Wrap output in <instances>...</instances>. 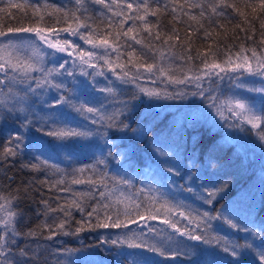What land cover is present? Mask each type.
Instances as JSON below:
<instances>
[{
  "label": "trees",
  "instance_id": "trees-1",
  "mask_svg": "<svg viewBox=\"0 0 264 264\" xmlns=\"http://www.w3.org/2000/svg\"><path fill=\"white\" fill-rule=\"evenodd\" d=\"M260 3L0 0V31L7 34L0 42L14 37L30 46V55L35 45L44 53L0 59V221L15 214L9 228L0 223L7 241L0 264H264V99L258 98L262 119L253 127L243 118L212 116L209 97L221 73L243 70L234 65L245 56L250 65L264 57ZM28 27L107 37L112 46H100L105 54L90 61L104 85L67 68L68 84L53 87L62 56L36 33H8ZM28 64L33 68L22 71ZM60 96L68 103L57 105ZM70 129L91 135H48ZM6 148L16 155L4 156ZM31 164L39 168L25 167ZM117 219L120 228L96 227ZM142 242L164 254L129 246Z\"/></svg>",
  "mask_w": 264,
  "mask_h": 264
},
{
  "label": "rangeland",
  "instance_id": "rangeland-1",
  "mask_svg": "<svg viewBox=\"0 0 264 264\" xmlns=\"http://www.w3.org/2000/svg\"><path fill=\"white\" fill-rule=\"evenodd\" d=\"M46 36L47 40L51 43H57L62 45L65 48V51L61 52L58 51L56 48H52L49 46V43H46L44 40H41L39 36H37L40 41L44 42L48 48L55 51L57 54L62 56L59 60L56 61L55 72L56 74L53 77L55 84L62 85L61 88H64L70 79V76L67 72L73 71L74 73H80L83 76H86L88 73L91 74L89 81L96 86L102 87L104 82L101 79V74L96 77L97 70L92 69V66H97L98 64L95 61L90 62L93 58H95V54L101 53L100 55L105 54V50L100 46L94 47L91 44H88L84 39L75 38L73 35L69 34L67 31L61 32H49L44 31L42 33ZM34 37H28L29 40ZM20 38V37H19ZM27 38V39H28ZM66 41L63 39H66ZM16 38L11 37L6 43L0 42V45L7 46L9 41H11L16 47H7V48H0V59L7 60L17 58V55H25L29 60H36L41 58L44 53L41 52L38 46L35 45V50L32 48V55L29 54L30 46L28 44H21V42L15 41ZM32 42V40H30ZM109 50V49H108ZM107 50V51H108ZM113 49H110L109 52H112ZM92 52L94 55L92 57H88L86 53ZM83 55V60L81 59V55ZM259 58L264 59L263 56H259ZM25 60V59H24ZM87 61V62H84ZM63 65V67H61ZM257 62L252 64L251 67L253 69L256 68ZM67 68L71 71H67ZM96 68V67H95ZM243 70L239 72H235L233 70H227L221 73L222 78H217L212 94L207 93L206 95L210 94V108L212 112V116H217L218 113L222 115L223 119L226 118L230 122L233 119L240 120L243 118L240 115V111L236 108V102L240 101L245 104L246 109L249 111H245V115L247 116H256L259 117V99H264V92L256 91L257 89L264 88V75L260 74H251L246 69L241 68ZM103 72V71H102ZM4 73V68L0 69V74ZM1 76V75H0ZM109 79V77H108ZM110 80V79H109ZM219 81H225L221 84ZM204 94V93H203ZM219 106V108H218ZM241 121V120H240ZM247 122V121H246ZM228 124V123H227ZM226 125V124H225ZM229 126V125H228ZM230 127L233 128V124H230ZM235 132V131H233ZM173 164L171 162H164L163 166L166 169H170ZM183 173V172H182ZM180 173V174H182ZM258 197V196H257ZM185 218V215H182ZM179 218L180 217L179 215ZM187 223L192 224V227L198 228L199 224H195L194 219L188 218L185 220ZM191 227V228H192Z\"/></svg>",
  "mask_w": 264,
  "mask_h": 264
},
{
  "label": "snow or ice",
  "instance_id": "snow-or-ice-1",
  "mask_svg": "<svg viewBox=\"0 0 264 264\" xmlns=\"http://www.w3.org/2000/svg\"><path fill=\"white\" fill-rule=\"evenodd\" d=\"M98 3H104V0H97ZM10 6H15V5H10ZM133 7L132 4H128V8L131 9ZM260 7L261 9H264V0H261V3H260ZM0 11H3V9H0ZM213 11L215 12L216 9L215 7H213ZM253 11H255V9H253ZM145 12L147 13V8L145 7ZM157 13L156 12H153L152 15H156ZM201 15H203V13H201ZM240 15L241 16H244L245 14L243 12H240ZM127 19H132V17H127ZM137 19H140V20H144L145 17L144 16H138ZM193 20L196 19L195 16L192 17ZM121 24H123V21H121ZM202 27V25H201ZM261 27L264 28V21L261 22ZM71 30L70 28H66V29H63V31H69ZM44 31H53L51 29H48V30H45V29H40V28H37V27H28V28H16V29H8V33H20V32H24V33H36L37 36H39V38L41 40H44L46 43H49V46L52 47V48H56L58 51H65V48L60 45V44H57V43H51L47 40L46 36L43 35L42 33ZM175 31V29H174ZM132 32V29L129 28L127 32L124 33L125 36L128 35V33ZM73 34H76L75 31H73ZM6 33L4 31H0V37H6ZM205 35H208V33L206 32ZM117 36V39H119V33L116 34ZM83 39H86V42L88 44H91L93 45L94 47L96 46H102V47H111L112 46V42H110V40L107 38V37H104L102 39H99V40H96V39H93L91 36L85 38V37H82ZM157 38H158V34H157ZM133 40H135V36L132 37ZM168 39H172V37H168ZM137 43H140V41H136ZM67 43V42H65ZM7 47H16V45H14L11 41H9V44L7 46H3V45H0V48H7ZM83 55H81V59L83 60ZM86 55L90 58L94 55V53L92 52H89V53H86ZM131 55V53L129 54ZM199 55V53H198ZM239 55V54H238ZM252 55L254 58H256L257 54H256V51L253 49L252 50ZM188 59H191V57L189 56ZM243 63H237L234 65V69H241V68H244L246 69L249 73L251 74H260V75H264V59H258L257 61V65H256V68L253 69L251 67V65L248 63V57H244L243 58ZM84 62H87V61H84ZM4 64H0V69H3L4 68ZM11 67L15 68L17 67V65H10ZM21 67V70L22 71H29L33 68V65L32 64H28V65H25V66H20ZM61 67H63V65H61ZM205 67H214V68H219L220 65L219 64H213V65H207L205 64ZM153 68V65H147V69L149 71H151ZM40 71H44L43 68H40L39 69ZM223 70V69H221ZM53 70H48L47 73H45V75H49ZM161 71H163V69H161ZM53 87H56V88H60L62 87V85H59V84H55L53 85ZM108 91H111V89H108ZM256 91H260V92H264V88H261V89H257ZM159 95V93H153V92H149L148 95ZM65 103H68L66 97L64 96H60L58 99H56V104L57 105H62V104H65ZM236 108L238 110H241L240 111V115L243 117V119H245L247 121V123L249 124H252L253 127H258L259 126V123L261 121V117H256V116H247L245 115V111H249L248 109H246L245 107V104L240 102V101H237L236 102ZM88 112H94L96 111V109L94 108H88L87 109ZM125 127H127L125 125ZM48 135H51V136H54V137H68V136H88V135H91L90 132H81V131H75V130H68V131H63V130H58V131H52L50 133H48ZM261 135H264V133H262ZM162 155H165V153H161ZM16 155V150L14 148H6L4 150V156H15ZM43 163H46V162H43ZM25 167H30L32 169H38L39 168V165L37 164H31V165H26ZM174 169L170 168L169 171H173ZM43 183V181H42ZM62 183V181H61ZM73 183H77V184H80V183H84V181H81V180H73ZM63 190V189H62ZM102 197L105 195V193H101L100 194ZM211 202V201H209ZM44 203L46 204L47 201H44ZM75 207L80 209L81 211H83L84 209L81 207L80 204L78 203H75ZM139 206L137 205V208ZM3 209V206H0V210ZM52 211H55V209H51ZM61 211H64L65 212V215H69L70 213H68L65 209L61 208L60 209ZM167 211H171V209H167ZM96 212V209L93 208V210L91 212H88V216L91 217L93 215V213ZM15 214L12 213V212H8L7 213V219L3 220V221H0V223H3L4 224V227L7 229L11 226L12 224V217L14 216ZM205 216H207L208 214L207 213H204ZM156 217L155 216H149V219H155ZM131 222V221H130ZM164 223H169V221L165 220ZM229 225L231 227H236L235 224L232 223L231 220L228 221ZM122 226L121 222L119 221V219L116 220V222L114 223H103V224H100V223H97L96 227H104V228H107V227H113V228H120ZM173 227H175V225L173 224L172 225ZM58 227L62 228L63 227V223H61ZM81 230V229H78V231ZM15 230L13 229V232ZM30 235H34L35 233H29ZM182 235H189L191 239H194V240H201L203 239L202 236H199V235H191L190 233H182ZM122 243H128L127 240H124V241H121ZM6 243L7 241L5 240L4 237H0V248H3L6 246ZM117 241L116 240H113L112 241V244H116ZM130 247H148L151 251H159L161 255H163V251H161L160 249H158L155 245H148L144 242L140 243V244H130L129 245ZM228 249L225 248V251H227ZM235 254V253H233ZM0 255H3L2 252H0ZM21 255L23 256H26L27 255V252L24 250V249H21Z\"/></svg>",
  "mask_w": 264,
  "mask_h": 264
}]
</instances>
